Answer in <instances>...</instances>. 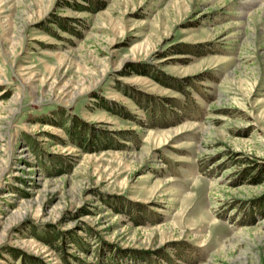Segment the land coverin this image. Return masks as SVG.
Wrapping results in <instances>:
<instances>
[{"label": "rangeland", "instance_id": "1", "mask_svg": "<svg viewBox=\"0 0 264 264\" xmlns=\"http://www.w3.org/2000/svg\"><path fill=\"white\" fill-rule=\"evenodd\" d=\"M30 259L264 264V0H0V264Z\"/></svg>", "mask_w": 264, "mask_h": 264}, {"label": "trees", "instance_id": "2", "mask_svg": "<svg viewBox=\"0 0 264 264\" xmlns=\"http://www.w3.org/2000/svg\"><path fill=\"white\" fill-rule=\"evenodd\" d=\"M182 88V87H181ZM126 113V116L127 117H131L132 115L131 114H129L128 112H125ZM124 116H125V114H123ZM72 121L73 122V129H72V127L71 126H68V127H66V125H65V123H60V124H62V126H63V128L64 129H66L67 130V128H68V131H67V134L68 135H70V137H74L73 136V134H72V130L73 131H77L79 134H80V128H83L84 130L87 128V129H89L90 130V128H92V127H90L86 122H84V121H81L78 117H71V118H69V119H67V121ZM76 134V136H79V134ZM81 134H82V132H81ZM81 136V135H80ZM81 140V139H80ZM75 142V141H74ZM88 142V141H87ZM76 144H79V145H82V144H84V145H86V143L83 141V140H81V142L78 140V141H76ZM82 147H84L83 145H82ZM258 171V170H257ZM257 171H255V172H257ZM260 172L262 173L263 172V170L261 171L260 170ZM246 175L245 176H248L249 174H252L253 173V170L250 168V169H248V170H246ZM259 173V172H258ZM257 173V174H258ZM261 175H263V174H260L259 176H261ZM258 180H259V178H258ZM54 234L52 235V234H47V238H48V244L50 245V246H52V247H55V248H58V246L57 245H54L55 243V241L58 239V233H56V232H53ZM60 239V238H59ZM71 240H73V239H71ZM68 243H71V241L70 242H68ZM79 243V242H78ZM79 248L80 249H82V250H84V251H86V250H88V248H87V245H86V243H84V242H81V243H79ZM102 259V258H101ZM36 259H30V260H28V261H26L25 263L26 264H41V263H38L37 261H35ZM100 264H101V262H100Z\"/></svg>", "mask_w": 264, "mask_h": 264}]
</instances>
